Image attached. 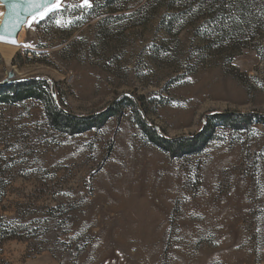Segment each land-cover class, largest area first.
<instances>
[{
  "label": "rangeland",
  "instance_id": "1",
  "mask_svg": "<svg viewBox=\"0 0 264 264\" xmlns=\"http://www.w3.org/2000/svg\"><path fill=\"white\" fill-rule=\"evenodd\" d=\"M91 3L29 18L10 59L0 43V81L51 79L80 115L143 97L170 137L211 112L264 114V0ZM216 131L172 158L127 103L78 135L51 128L40 100L0 104V231L16 234L0 264H264V123Z\"/></svg>",
  "mask_w": 264,
  "mask_h": 264
},
{
  "label": "trees",
  "instance_id": "2",
  "mask_svg": "<svg viewBox=\"0 0 264 264\" xmlns=\"http://www.w3.org/2000/svg\"><path fill=\"white\" fill-rule=\"evenodd\" d=\"M53 86L56 88V83L44 77H27L7 85H0V104L16 105L29 99L40 100L44 103L51 128L64 134L78 135L102 128L111 117L119 118L127 103L134 110L137 123L146 140L167 152L172 158H182L202 152L205 146L216 138V130L220 126L241 130L251 127L254 123H264L262 113L233 111L218 114L219 112H211L207 115L206 124L199 132L170 137L147 119L143 97L126 95L99 112L80 115L68 110L58 99L57 94L55 97ZM15 237L14 232L0 231L1 240Z\"/></svg>",
  "mask_w": 264,
  "mask_h": 264
},
{
  "label": "water",
  "instance_id": "3",
  "mask_svg": "<svg viewBox=\"0 0 264 264\" xmlns=\"http://www.w3.org/2000/svg\"><path fill=\"white\" fill-rule=\"evenodd\" d=\"M4 5V14L0 24V43L18 45V35L27 23L28 19L41 12L44 8L43 0H1ZM15 41V42H12ZM18 78L14 69L8 72L5 79L0 81V85H7L11 82L21 80ZM53 93L56 97V90L53 86ZM114 101L109 105L111 106ZM233 111L219 112L227 114ZM206 124V121L204 125ZM156 128H159L155 125Z\"/></svg>",
  "mask_w": 264,
  "mask_h": 264
},
{
  "label": "snow or ice",
  "instance_id": "4",
  "mask_svg": "<svg viewBox=\"0 0 264 264\" xmlns=\"http://www.w3.org/2000/svg\"><path fill=\"white\" fill-rule=\"evenodd\" d=\"M43 4H44L43 10L32 17L33 21L37 19V16L39 18H43L49 12L57 11L61 8V0H43ZM91 6H92L91 0H81V7H91ZM3 39L4 37H0V40Z\"/></svg>",
  "mask_w": 264,
  "mask_h": 264
},
{
  "label": "bare ground",
  "instance_id": "5",
  "mask_svg": "<svg viewBox=\"0 0 264 264\" xmlns=\"http://www.w3.org/2000/svg\"><path fill=\"white\" fill-rule=\"evenodd\" d=\"M2 15H3V12H2ZM0 24H1V22H0ZM2 47H3L2 48L3 53L8 59H10L13 56L14 52L18 48V46H16V45H9V44H5Z\"/></svg>",
  "mask_w": 264,
  "mask_h": 264
}]
</instances>
